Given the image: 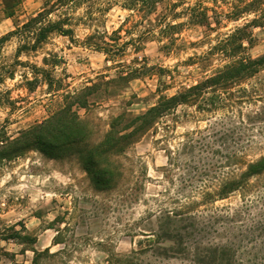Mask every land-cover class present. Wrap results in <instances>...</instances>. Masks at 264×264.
Here are the masks:
<instances>
[{
  "label": "rangeland",
  "instance_id": "374dc122",
  "mask_svg": "<svg viewBox=\"0 0 264 264\" xmlns=\"http://www.w3.org/2000/svg\"><path fill=\"white\" fill-rule=\"evenodd\" d=\"M56 1L23 0L15 16L9 18L0 0V39ZM183 1L187 6L198 0ZM163 7L160 5L157 14L144 21L119 6L113 7L101 23L76 28L75 42L54 34L33 53L18 54L16 38L0 47V264H33L36 253L47 251L58 256L39 258L40 264H197L207 260L203 253L193 250L197 243H223L230 235L229 226L213 223L207 236L192 233L185 239L182 244L188 245V250L184 251L180 239L160 231L177 226L168 223L164 214L199 200L196 192L211 186L209 177L199 178L193 170L196 164L188 155L187 135L205 130L215 118H193L194 108L179 107L177 119L166 118L125 149L119 157L122 177L113 190H99L93 184L79 159L82 145L47 156L34 145L22 149L14 143L83 92L87 107L72 105L69 109L89 123L91 145L104 140L116 119L121 120L116 131L127 134L130 130L124 127L155 106L161 95L172 97L225 64L214 57L203 68L190 60L209 51L208 43L200 44L205 38L201 28H185L177 36L180 48L175 54L167 55L153 40H145L138 50L129 46L120 65L82 44L94 30L110 34L120 30L128 18V28L139 22L134 31L137 38L150 22L157 23ZM75 12L76 17H83L86 9ZM122 35H126L124 31ZM254 37L247 53L258 58L264 55V30L255 29ZM135 68L151 71L128 82H111L120 71ZM36 76L41 84L28 86L26 77L33 80ZM243 87L258 102L245 105L242 115L232 117L242 126L244 139L251 142L246 156L252 161L264 155V124L249 120L264 107V71ZM240 205L239 194H234L214 208L228 214ZM196 209L205 218L213 213L211 207V211L205 206ZM27 237L31 242L24 244L21 239Z\"/></svg>",
  "mask_w": 264,
  "mask_h": 264
},
{
  "label": "trees",
  "instance_id": "16d2710c",
  "mask_svg": "<svg viewBox=\"0 0 264 264\" xmlns=\"http://www.w3.org/2000/svg\"><path fill=\"white\" fill-rule=\"evenodd\" d=\"M22 1L1 0L5 15L13 18ZM160 5L164 7L157 17V23L150 22L143 31H139L137 38L134 37V31L139 22L128 28V18L120 30L111 34L106 30H94L82 42L83 46L103 53L107 61L120 65L129 46L138 50L142 42L153 40L161 45V50L167 55L175 54L180 48L177 36L188 27L201 28L205 38L200 44L208 43L209 51L190 60L203 68L209 66L214 57L224 60L225 64L172 97L161 95L155 106L124 127V130H130L127 134L116 131L121 121L116 119L104 140L91 145L89 123L69 109L72 105L87 107V95L83 92L72 97L73 102L50 120L24 133L14 143L22 149L34 145L47 156L52 151L60 152L71 146L82 145V151L78 152L79 159L84 162L93 184L99 190H113L122 177L120 155L166 118L177 119L179 107L194 108L196 115L193 118L210 115L215 118L214 121L205 130L188 134L187 144L188 155L196 164L193 170L199 178L209 177L211 186L196 192L199 200L164 214L163 218L168 223L174 222L177 226L160 231L168 237L180 239L179 244L185 251L188 245L182 242L192 233H199L202 238L210 233L213 223L226 224L230 235L223 243L195 245L193 250L203 253L207 259L199 260L197 264H264V155L256 160H248L246 152L251 142L244 139L242 126L232 117L234 114L242 115L245 105L258 102L243 84L264 71V55L253 58L247 53V46L255 42L254 30H264V0H198L187 6L183 0H57L28 23L1 38L0 47L9 39L16 38L18 54L37 52L54 34L75 42L76 28H92V25L101 23L113 7L119 6L144 21L157 14ZM82 7L86 9L85 16L76 17L75 11ZM133 15L130 17L133 18ZM53 16L57 19L53 20ZM182 19L184 21L178 22ZM230 25L233 27L225 33L221 32ZM123 31L125 36L122 35ZM214 33L216 35L212 38ZM126 38L129 41H125ZM150 71L147 68L127 69L120 71L111 82H128ZM26 82L35 88L42 80L37 76L33 80L26 77ZM220 113L223 115L217 118L216 115ZM249 120L264 124V107ZM218 171L222 172V177H218ZM234 194H239L241 199L238 209L225 214L214 208L217 202L225 201ZM201 206L211 207L213 213L206 218L198 215L196 208ZM21 241L28 244L31 239L27 237ZM57 256L50 255L49 251L36 253L33 264H40L39 258Z\"/></svg>",
  "mask_w": 264,
  "mask_h": 264
}]
</instances>
